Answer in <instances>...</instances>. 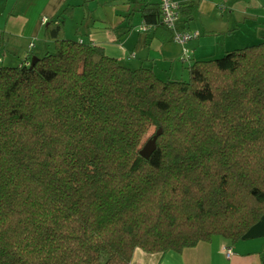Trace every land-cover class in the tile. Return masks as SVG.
<instances>
[{"label":"trees","instance_id":"16d2710c","mask_svg":"<svg viewBox=\"0 0 264 264\" xmlns=\"http://www.w3.org/2000/svg\"><path fill=\"white\" fill-rule=\"evenodd\" d=\"M142 15L158 23L160 4ZM44 38L33 65L0 63V264H132L137 248L246 237L264 215V41L165 80L67 38L62 15Z\"/></svg>","mask_w":264,"mask_h":264},{"label":"crops","instance_id":"0c3cea01","mask_svg":"<svg viewBox=\"0 0 264 264\" xmlns=\"http://www.w3.org/2000/svg\"><path fill=\"white\" fill-rule=\"evenodd\" d=\"M159 1L0 0V63L16 65L51 50L53 42L45 40L44 32L58 15L64 17L67 38L100 46L129 68L150 67L165 80L181 79L196 60L264 41V0H175L181 5L178 29L200 33L185 45L175 42L162 26L139 29L148 23L142 15L144 6ZM184 47L190 56L186 62L181 60ZM131 263L264 264V215L236 243L215 236L182 252L148 253L137 248Z\"/></svg>","mask_w":264,"mask_h":264},{"label":"built area","instance_id":"2783aa9c","mask_svg":"<svg viewBox=\"0 0 264 264\" xmlns=\"http://www.w3.org/2000/svg\"><path fill=\"white\" fill-rule=\"evenodd\" d=\"M160 18L158 23H144L140 30L147 31L155 29L157 26H162L166 29H169L173 33V40L177 43L185 45L190 40L196 39L199 37L200 33L198 31H186L179 30L178 24L180 21V3L175 0H160ZM46 21V19H45ZM190 59L188 48L184 47L183 55L181 60L186 62ZM233 251L229 247L226 249V254L228 257L232 255Z\"/></svg>","mask_w":264,"mask_h":264},{"label":"water","instance_id":"95a60500","mask_svg":"<svg viewBox=\"0 0 264 264\" xmlns=\"http://www.w3.org/2000/svg\"><path fill=\"white\" fill-rule=\"evenodd\" d=\"M35 63V57L32 59V65ZM161 134V131H158L151 138H149L146 143L143 145L140 154L145 159H149L154 150L156 149L157 138Z\"/></svg>","mask_w":264,"mask_h":264},{"label":"rangeland","instance_id":"374dc122","mask_svg":"<svg viewBox=\"0 0 264 264\" xmlns=\"http://www.w3.org/2000/svg\"><path fill=\"white\" fill-rule=\"evenodd\" d=\"M188 78H189V76H188V72L186 71L185 74H184V76H183L181 79H182V80H188ZM153 132H154V130L151 129V130L149 131V133L146 135V137L144 138V141H146V140L150 137V135H151Z\"/></svg>","mask_w":264,"mask_h":264}]
</instances>
